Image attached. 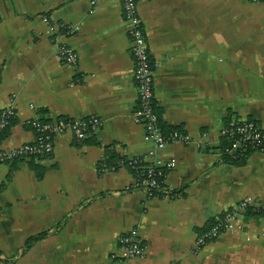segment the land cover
<instances>
[{
	"label": "crops",
	"instance_id": "crops-1",
	"mask_svg": "<svg viewBox=\"0 0 264 264\" xmlns=\"http://www.w3.org/2000/svg\"><path fill=\"white\" fill-rule=\"evenodd\" d=\"M92 1L0 0V110L17 113L0 148L34 142L35 117L102 121L87 140L55 137L50 156L0 164V264H119L120 238L134 229L146 253L127 264H264V154L242 165L222 154L230 118L264 129V6L139 0L162 131L191 139L159 153L176 165L165 179L173 195L159 199L128 190L136 180L128 167L102 170L108 150L144 159L153 145L135 118L122 5ZM63 27L78 31L65 37ZM63 44L77 52V67L60 59ZM244 200L254 209L244 230L195 251L197 237Z\"/></svg>",
	"mask_w": 264,
	"mask_h": 264
},
{
	"label": "built area",
	"instance_id": "built-area-1",
	"mask_svg": "<svg viewBox=\"0 0 264 264\" xmlns=\"http://www.w3.org/2000/svg\"><path fill=\"white\" fill-rule=\"evenodd\" d=\"M104 0H93L98 5ZM122 5L123 17L128 25V36L131 43V53L135 60L134 80L139 92V105L135 114L136 122L145 129L144 139L153 145L144 159H128L130 168L137 172L136 180L132 188L144 191L149 198H171L173 191L165 185L168 171L173 170L174 163H162L158 155L170 143L190 142V136L173 132L165 135L160 125V117L156 112L154 74L155 66L151 61L146 35L142 20L139 15V0H114ZM253 4L263 5L264 0H249ZM49 24V20L45 19ZM62 36H73L78 29L76 27H63ZM58 54L62 61L70 66L77 67L79 57L70 46L63 44L59 47ZM14 106L0 110V142L2 133L6 131L16 119ZM42 121L35 117L29 122L30 128L35 132L36 139L19 147L7 150L0 148V164L7 165L16 161H25L50 156L54 152V138L67 133L73 134L78 141H84L91 135L97 134L102 121L96 117L86 120H72L68 118H54ZM223 137L229 142L224 148L223 154L232 156L237 152H251L264 154V129L255 120L234 119L223 128ZM107 168H102L104 171ZM141 169V170H140ZM252 201L244 200L219 218L212 227L202 232L195 242V251H200L209 243L217 240L228 232L243 231L242 217L253 209ZM121 259L119 264H127L128 261L145 256V247L139 237L137 229L123 235L119 241ZM169 264H179L171 262Z\"/></svg>",
	"mask_w": 264,
	"mask_h": 264
},
{
	"label": "trees",
	"instance_id": "trees-1",
	"mask_svg": "<svg viewBox=\"0 0 264 264\" xmlns=\"http://www.w3.org/2000/svg\"><path fill=\"white\" fill-rule=\"evenodd\" d=\"M234 119H237V118H234V117L230 118L228 120V123H230ZM14 121L12 122V125L7 130H9L13 126ZM42 121H47V120L46 119H42ZM7 130L2 133V137H3V135H5L8 132ZM91 136L89 138H91ZM224 140H225V143H226L225 147H227L229 145V142H228V140L226 138H224ZM223 150H222V154L224 152ZM250 153L251 152H246V153L237 152V153H235L232 156L223 154L224 155L223 157H224V160L229 162V163H233V164H236V165H242V164H244V162L246 161V159H247V157L249 156ZM129 162H130V160H128L126 157H120L115 152H112V151L108 150L106 159L102 162L101 166H102V168H107L109 170H117V169L121 168L122 166H124V167H128V169H130L133 173H135V175H137V172H139V171H135L134 169L130 168V166L128 165ZM37 175H38V177H42L43 173L38 171ZM204 231H206V230H204ZM32 242H33V240L28 243V246H30L32 244Z\"/></svg>",
	"mask_w": 264,
	"mask_h": 264
}]
</instances>
